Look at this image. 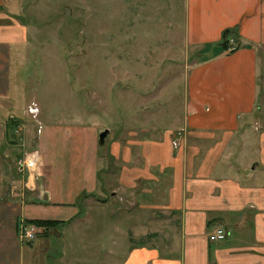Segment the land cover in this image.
<instances>
[{
    "label": "crops",
    "instance_id": "1",
    "mask_svg": "<svg viewBox=\"0 0 264 264\" xmlns=\"http://www.w3.org/2000/svg\"><path fill=\"white\" fill-rule=\"evenodd\" d=\"M185 5L186 46L199 55L186 78L187 129L195 140L171 160V187L145 185L139 192L137 182L151 175L146 167L169 144L138 142L145 173L136 168L128 181L131 192L123 199L129 204L109 206L98 198L94 131L34 124V109H41L35 96L26 101L18 84L20 58L34 31L19 20V0H0V264H101V222L92 216L107 209L118 234L107 264H264V134L250 135L244 123L257 109L264 69V0ZM234 27L241 45L228 54L219 42ZM212 132L223 138L214 140ZM84 135L92 137L89 143ZM192 152L199 165L185 173ZM35 220L65 224L28 240L22 234ZM218 227L231 232L228 241L210 242Z\"/></svg>",
    "mask_w": 264,
    "mask_h": 264
},
{
    "label": "rangeland",
    "instance_id": "2",
    "mask_svg": "<svg viewBox=\"0 0 264 264\" xmlns=\"http://www.w3.org/2000/svg\"><path fill=\"white\" fill-rule=\"evenodd\" d=\"M19 4V20L34 31L20 58L24 76L18 80L26 101L35 96L41 109L35 108L34 124L64 122L75 133L94 131L98 198L109 206L129 204L123 199L131 192L128 181L136 168L145 173L141 141H165L169 150L146 167L151 175L138 181L135 190L145 185L171 187L175 169L171 160L182 144L188 148L195 140L187 129L186 78L199 55L186 46L185 0H19ZM259 52L264 60V48ZM256 104L255 114L244 121L250 124L246 126L250 135L264 134V69ZM104 130L109 134L101 145L99 134ZM211 136L223 138L220 132ZM83 138L89 143L92 137ZM202 150L204 157L206 148ZM193 152L181 168L185 173L199 165ZM121 173L126 183L120 188ZM96 218L101 222V264H107L105 257L112 253L118 234L110 226V209L93 213ZM26 227H33L36 236L47 228L34 221ZM219 230L225 237L212 240ZM230 236L229 230L218 227L208 237L215 243Z\"/></svg>",
    "mask_w": 264,
    "mask_h": 264
},
{
    "label": "trees",
    "instance_id": "3",
    "mask_svg": "<svg viewBox=\"0 0 264 264\" xmlns=\"http://www.w3.org/2000/svg\"><path fill=\"white\" fill-rule=\"evenodd\" d=\"M239 34L237 32V27L225 29L222 33L221 40L219 45L224 49L228 54L236 52L240 48ZM36 224L40 226H45L47 228L54 227L59 224H65V222L50 221V220H35Z\"/></svg>",
    "mask_w": 264,
    "mask_h": 264
},
{
    "label": "built area",
    "instance_id": "4",
    "mask_svg": "<svg viewBox=\"0 0 264 264\" xmlns=\"http://www.w3.org/2000/svg\"><path fill=\"white\" fill-rule=\"evenodd\" d=\"M33 112V110H31ZM36 110L34 109V112ZM24 236V238L28 239V240H33L36 237V234L34 232V228L33 227H26L24 230V233L22 234ZM225 236L222 233V231H218L217 234H215L214 236H211L212 240H221L223 239Z\"/></svg>",
    "mask_w": 264,
    "mask_h": 264
},
{
    "label": "water",
    "instance_id": "5",
    "mask_svg": "<svg viewBox=\"0 0 264 264\" xmlns=\"http://www.w3.org/2000/svg\"><path fill=\"white\" fill-rule=\"evenodd\" d=\"M108 134H109V130H104L103 132H101L99 134V143L101 145H104L105 139H106V137H107Z\"/></svg>",
    "mask_w": 264,
    "mask_h": 264
}]
</instances>
